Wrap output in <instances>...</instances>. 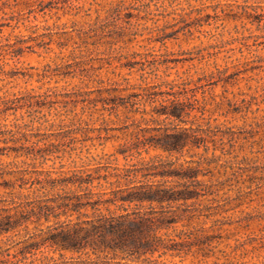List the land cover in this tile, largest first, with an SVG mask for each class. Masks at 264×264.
<instances>
[{
	"label": "rangeland",
	"instance_id": "374dc122",
	"mask_svg": "<svg viewBox=\"0 0 264 264\" xmlns=\"http://www.w3.org/2000/svg\"><path fill=\"white\" fill-rule=\"evenodd\" d=\"M183 126L203 139L149 143ZM198 160L211 193L164 204L186 208L177 249L149 264H264V0H0V264H92L31 247L95 214L66 197Z\"/></svg>",
	"mask_w": 264,
	"mask_h": 264
},
{
	"label": "trees",
	"instance_id": "16d2710c",
	"mask_svg": "<svg viewBox=\"0 0 264 264\" xmlns=\"http://www.w3.org/2000/svg\"><path fill=\"white\" fill-rule=\"evenodd\" d=\"M182 111L181 102L173 99L171 105L161 110V113L181 117ZM203 133L202 128L195 130L193 127L183 126L176 128L174 132L167 131L158 138L153 137L149 143L164 151L177 152L191 142L194 143V139H203ZM204 163L206 161L198 160L196 164L189 163L178 169L174 163L168 162L163 165L162 170L155 172V176L178 178V185L143 182L109 192L89 190L79 197H66L71 201L75 199L79 209L91 206L95 214L41 230L31 247L84 250L98 256V260H92V264H149L155 253L165 254L177 249L176 239L162 231L181 221V214L186 208H165L164 204L188 202L211 193L213 185L199 179V175L207 174L204 172ZM80 182L91 180L81 178ZM95 195L97 198L93 197ZM83 198L87 200L81 201ZM154 203L161 207L152 206ZM147 204L150 205L146 206ZM113 205L115 209L111 208ZM104 210L107 212H103ZM193 216L194 213L190 211L188 218Z\"/></svg>",
	"mask_w": 264,
	"mask_h": 264
}]
</instances>
